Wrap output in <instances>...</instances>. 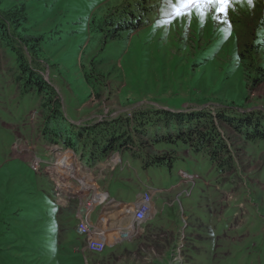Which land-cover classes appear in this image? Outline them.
Here are the masks:
<instances>
[{
    "label": "rangeland",
    "instance_id": "1",
    "mask_svg": "<svg viewBox=\"0 0 264 264\" xmlns=\"http://www.w3.org/2000/svg\"><path fill=\"white\" fill-rule=\"evenodd\" d=\"M169 10L166 0H0V264H264V140L220 123L234 159L221 173L184 146L170 165L144 166L135 149L88 165L90 138L74 150L47 134L139 105L264 109V0L203 17L191 4ZM30 71L48 85L41 95ZM65 151L80 165L70 176L55 169ZM147 190L150 218L126 237L130 213L115 212ZM90 201L94 238L120 230L101 254L75 231Z\"/></svg>",
    "mask_w": 264,
    "mask_h": 264
},
{
    "label": "trees",
    "instance_id": "2",
    "mask_svg": "<svg viewBox=\"0 0 264 264\" xmlns=\"http://www.w3.org/2000/svg\"><path fill=\"white\" fill-rule=\"evenodd\" d=\"M33 74L30 71L27 82L29 86L34 84L41 95L48 85L42 79L36 78V74L34 78ZM57 107L58 103L52 102L48 108L52 112ZM107 119L104 117L100 121L80 123V130L72 134L56 133L52 129L47 130V134L51 138L55 137V142L59 141L63 147L71 149H74L75 144L81 142V139L82 144H85V138H90L93 147L90 146L87 154L81 155V158L87 155L85 163L88 165L104 160L113 152L121 150L132 152L134 149L133 157L138 158L144 166L170 165L177 155L179 146H184L192 153L206 155L221 173L234 169V159L219 127L220 123L229 126L246 141L264 140L262 108L237 111L231 115L224 108L214 114L205 107L172 111L151 105H139L134 106L127 114H118L113 121ZM158 123L161 126L154 127ZM130 132L133 136L138 135L137 143H134ZM151 148L157 152L150 154L148 149ZM74 219L76 223V217Z\"/></svg>",
    "mask_w": 264,
    "mask_h": 264
},
{
    "label": "bare ground",
    "instance_id": "3",
    "mask_svg": "<svg viewBox=\"0 0 264 264\" xmlns=\"http://www.w3.org/2000/svg\"><path fill=\"white\" fill-rule=\"evenodd\" d=\"M60 155L61 156L59 157V159L57 160V162L55 164V166H56L55 169L58 171V173L63 174L64 176H70L71 174H74L80 170L79 163L73 159L70 152L65 151V152H62ZM63 175H62V177H63ZM56 178H58V177H56ZM75 178H77V177H75ZM87 180H89V178ZM78 181H80V180H78ZM83 182H84V183H82L83 186L84 185H90V182H87V181H83ZM92 206H93L92 201L88 202L86 204V207H85L86 208L85 212L83 211L84 212V213L82 212L83 214L80 213V215L78 214L77 216H79V218H86V213H88V210H92ZM140 207H146V199H144V198H138L137 199L136 198L135 201L132 203V209H131L132 217H135V214L138 213L139 224L142 225L145 222H147L150 218V214H149L150 207L147 203V212L146 211H140ZM103 215H104V213H103ZM134 225H135V218H132L131 222L127 228L130 230V232L126 233V237H130L134 233V231L136 230V227ZM95 231L96 230H89L87 240H85L86 238H83L86 242L85 243L86 249L90 248V241H97V238H94ZM108 237H110V236H108Z\"/></svg>",
    "mask_w": 264,
    "mask_h": 264
},
{
    "label": "built area",
    "instance_id": "4",
    "mask_svg": "<svg viewBox=\"0 0 264 264\" xmlns=\"http://www.w3.org/2000/svg\"><path fill=\"white\" fill-rule=\"evenodd\" d=\"M32 166H37V168H39V159L32 161ZM150 194L151 193L149 192V190H147L146 192L139 195V198L146 199V207H140V211H146L147 212V203H148V198L150 197ZM107 201L108 200H105V198L103 196H99L96 198L95 205L103 204V207H105L104 205H107L106 204ZM95 205H93L92 210H88V213H86V218H79V216H77V218H76V223H75V229L76 230L75 231L81 238H88L89 230H95L94 226H97L96 223H94L92 221V215L95 212ZM131 205H132V203H131ZM124 207H129V204L124 205ZM124 207L119 209V211L120 210L121 211L117 212L118 216H119V214L124 213V210H123ZM118 216L116 218H118ZM131 218H135V225L134 226L136 228H139V230H140L141 224H139L138 213L135 214V217H131ZM119 231L120 230H117L116 234ZM99 233L102 234V236L100 238H97V241H90V248L87 249L89 252L94 253V254H101L105 250V248L108 246V243L106 242L108 239V236H110L109 238L111 239V243L113 241H115L116 240L115 237H117L116 234H113V233H110V235L105 234V232H103V231H101ZM106 235H108V236H106Z\"/></svg>",
    "mask_w": 264,
    "mask_h": 264
},
{
    "label": "snow or ice",
    "instance_id": "5",
    "mask_svg": "<svg viewBox=\"0 0 264 264\" xmlns=\"http://www.w3.org/2000/svg\"><path fill=\"white\" fill-rule=\"evenodd\" d=\"M231 2V0H176V3H172V0H166L169 5L170 10L166 11L164 14L168 16H179L182 15V6L195 5L196 10L202 17L205 15V10L210 6H216L217 12L226 11V6ZM251 4L252 0H248Z\"/></svg>",
    "mask_w": 264,
    "mask_h": 264
},
{
    "label": "crops",
    "instance_id": "6",
    "mask_svg": "<svg viewBox=\"0 0 264 264\" xmlns=\"http://www.w3.org/2000/svg\"><path fill=\"white\" fill-rule=\"evenodd\" d=\"M98 118H100V117H98ZM97 118V119H98ZM97 119H95L94 121H98ZM80 121H82V123H87V121H84V120H80ZM89 122V121H88ZM103 208L104 207H102V209L101 210H103ZM124 209H126L125 210V213H127V214H129L130 213V216L132 217V214H131V209H132V205H129V207H124ZM95 212H96V210H95ZM117 212L118 211H116L115 213L117 214ZM123 214L124 213H121V214H119V219H123ZM102 215H103V213H102ZM154 218V217H153ZM152 218V219H153ZM132 219V218H131ZM152 219H150V220H152ZM130 222H131V220H130ZM129 223V222H128ZM130 224V223H129Z\"/></svg>",
    "mask_w": 264,
    "mask_h": 264
}]
</instances>
